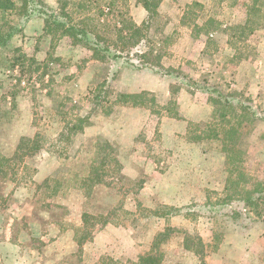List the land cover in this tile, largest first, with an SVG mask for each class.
Here are the masks:
<instances>
[{
	"label": "rangeland",
	"instance_id": "rangeland-1",
	"mask_svg": "<svg viewBox=\"0 0 264 264\" xmlns=\"http://www.w3.org/2000/svg\"><path fill=\"white\" fill-rule=\"evenodd\" d=\"M80 1L71 0L66 8L74 19L95 16L98 6L105 7L110 0H91L87 8L73 5ZM251 1L202 0L201 6H192L187 14L184 9L183 24L204 43L202 52L192 59L170 51L178 32L163 33L166 18H153L148 34L162 55L161 66L174 70L168 76L150 69L134 70L123 60L101 63L85 46L72 44L59 31H44L39 15L23 24L21 32L0 49V157L7 159L4 165L0 162V264H99L101 257L133 261L148 252L156 235L167 227L172 229L161 239L163 264H264L263 221L243 226L216 223L203 215L162 218L150 211L168 205L164 201L170 188L161 190L160 186L165 188L177 174L180 183L190 181L201 192V197L196 194L185 203L169 204L178 207L201 206L208 191L216 193L210 194L212 198L220 195L227 176L219 142L193 143L212 164L206 169L188 166L181 158V143L188 142L186 131L173 135L171 127L160 126L166 117L185 120L180 113L182 88L207 100L209 114L199 123L212 113L217 117L218 106L208 102L207 92L189 87L193 81L249 102L258 118L264 116V2L257 3V16L249 13ZM44 2L58 8V0ZM113 7L97 27L112 39L113 26L132 19L129 0H117ZM248 18L256 30L240 37L233 27ZM147 48L142 47V52ZM20 52L34 60L20 59L13 66V56ZM105 65L107 73H116L115 79L107 76ZM135 71L165 81L155 91L138 89L146 76L133 78L130 72ZM124 72L129 74L122 78ZM105 76L108 83L101 89L108 88V96L94 104L93 90L100 88ZM142 91L145 105L115 101L118 92ZM82 115H89L90 125L70 136L66 125ZM231 117L232 123L243 124L229 148L232 166L241 167L248 184L264 181V120L248 124ZM185 121L187 130L193 121ZM20 137H35L38 148L18 149ZM99 138L109 145L101 147ZM216 153L221 163L213 157ZM90 174L96 180L87 198L90 182L85 179ZM214 230L222 232L215 248ZM186 235L209 245L199 248L203 256L184 247Z\"/></svg>",
	"mask_w": 264,
	"mask_h": 264
},
{
	"label": "trees",
	"instance_id": "trees-1",
	"mask_svg": "<svg viewBox=\"0 0 264 264\" xmlns=\"http://www.w3.org/2000/svg\"><path fill=\"white\" fill-rule=\"evenodd\" d=\"M90 1L91 0H83L75 2L73 5L77 8H87V4H89ZM115 1L117 0H110L105 6L106 9L104 5H99L95 12V16L85 15L82 18L74 19L66 10L68 4L71 3V0H58V8L56 10L47 6L44 0H0V49L7 47L11 38L21 32L23 24L36 14L43 18L44 31L48 33L59 31L61 33L60 36L69 37L72 44H81L85 46L91 51V57L101 63L110 65L111 62L115 63L123 60L128 64L129 68L134 70L150 69L163 76L171 75L174 70L161 66L160 59L162 55L158 53L159 48H156L148 34L151 21L158 15V7L162 0H137L147 12L146 20L140 25H137L131 18H126L121 26H113L112 29L115 30V37L112 39L111 37L102 34L97 27L101 23V17L105 14L107 15V13L110 14L111 11H113L112 9L114 8ZM260 1L264 2V0H252L251 3H249L250 14L259 15L260 9L258 8L257 3ZM192 6H201V3L194 1L186 5V14ZM117 13H119L120 16L123 15V13ZM90 21L91 25L89 24ZM197 25L198 24L194 25V27H199ZM253 26V19L248 18L244 23L237 24L233 28L240 32V37H243L245 32L252 33L256 30ZM148 44L150 46H148ZM142 47L148 48L145 52H142ZM134 49L135 51H141L142 53L138 54ZM14 51L17 53L20 50L15 49ZM149 55L153 58H149ZM125 56L127 60L125 59ZM129 56H132V58H128ZM135 56L138 60H136ZM20 59L34 60L20 52L13 56L12 65L14 66L15 64L21 63ZM106 65L103 69L106 70L107 73L109 66L106 67ZM155 66L159 68L158 72L155 70ZM107 76H110V79H115L117 77L116 73L113 71L108 72ZM107 76H105L100 83V88L98 89V87H95L93 90V92H95L93 94L94 104H97L101 97L108 96V88L101 89L102 87H106V84L108 83L109 77ZM50 81H53V79L50 78ZM191 83L192 84H188L189 87H195L196 89H201L208 93V102L218 106V114L216 117V115L212 113L210 119L200 123L188 122L185 137L188 142L196 144H201L205 141H216L221 144L219 151L224 153L227 166V176L224 187L220 195L215 196V198L210 197V194L216 193L208 191V196L201 206L194 203L183 207L159 205L157 208L150 210L151 213L156 217L162 218H168L173 215H184V217L196 219V217L203 215L216 223L219 221H231L232 223L243 226H247L246 222H264V181L256 180L255 182L248 184L246 174L241 167L232 166V157L229 148L239 135L240 130L243 128V124H234L231 122V119L228 118L232 115V119L240 118L242 121L250 124L256 119L264 120V116L258 118L253 106L249 102L247 103L239 100L231 94H225L218 87L209 85L206 82L198 84L196 81H193ZM142 95H146V93L143 91L139 93L118 92L116 93L115 101L124 105H145L146 102L143 100ZM14 101L15 99L12 100V104ZM237 110L240 114H237ZM178 116V114L175 115V117ZM89 125V115H82L77 116L73 122H69L66 125V128L68 134L72 136L73 134L83 132V130ZM35 136L37 138L39 134H36ZM36 138L20 137L17 148L21 149L22 147L23 149H27L26 151L38 148ZM97 144L104 147L108 146L109 142L99 138ZM0 162L1 165H4V163L7 162V159L0 157ZM115 162L118 163L117 160ZM0 173H2L1 166ZM123 177L124 176L120 175V178ZM93 178L94 177L90 174L85 179V181L90 182V191L87 194V198L91 196L92 186L96 180H93ZM183 210L184 213H181ZM85 216L86 214L83 213L82 220L84 222ZM171 229L172 228L167 227L163 232L158 233L152 242L151 249L138 256L136 260L121 261L112 257H101L99 264H163L164 252L160 249L161 239H163ZM212 239L215 248L222 240V232L214 230ZM189 242H191V245H189ZM204 246L209 245L204 243L200 238H197V241L191 240L189 236L184 238V247L188 250L194 251V253L201 252L200 256H203V252L199 250V248ZM194 247H196V250L193 249ZM201 264H203V262Z\"/></svg>",
	"mask_w": 264,
	"mask_h": 264
},
{
	"label": "crops",
	"instance_id": "crops-1",
	"mask_svg": "<svg viewBox=\"0 0 264 264\" xmlns=\"http://www.w3.org/2000/svg\"><path fill=\"white\" fill-rule=\"evenodd\" d=\"M194 1H202V0H162L158 7V17L166 18V24L163 28V33H176L178 32V38L175 43L171 46L170 51L173 54H179L186 59H192V57L200 54L203 50L204 43H202L201 38L192 36L191 29L188 28L182 22V13L186 8V5L194 2ZM130 10L132 14V21L140 25L144 20H146L147 12L144 7L137 2V0H129ZM176 31V32H175ZM213 37V35L211 36ZM179 43V44H177ZM182 65V64H181ZM133 75V78H140L142 75L146 76L145 82H142L138 85V89H147L155 91L159 86L158 84L163 83L165 80L159 78L149 72H130ZM129 72L122 73L121 77L125 78ZM209 80V79H208ZM169 90L166 91L168 94ZM180 100V113L183 115L185 120H191L193 122H199L205 119L209 114V106L207 104V100L203 95H200L198 92L191 94L187 89L182 88L179 92ZM179 122L177 119H173L170 117H166V120L161 121L160 126L162 128L171 127L173 131V135L176 134H184L186 131V121ZM182 152L181 158H183L186 164L189 166H196L197 168L204 169L211 166L212 161L210 159H205L208 155L199 151L198 145L193 143L184 142L181 143ZM220 154V153H219ZM195 157L197 160H195ZM215 158L218 159V162L221 163L222 158L216 154H214ZM223 172L220 176H222ZM176 180L171 181L168 185H165V188L161 185V190H168L170 188V192L168 193V198L164 201L166 204L170 205H178L185 203L186 200L194 198V196L201 197V192L194 184L191 186L190 181L188 183H180L178 179V174L175 176ZM224 177V176H223ZM174 187L173 191L172 188ZM159 189V188H158ZM200 192V193H199Z\"/></svg>",
	"mask_w": 264,
	"mask_h": 264
}]
</instances>
